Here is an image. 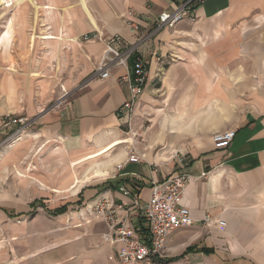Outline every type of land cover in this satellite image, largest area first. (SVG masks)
I'll list each match as a JSON object with an SVG mask.
<instances>
[{
  "label": "crops",
  "instance_id": "1",
  "mask_svg": "<svg viewBox=\"0 0 264 264\" xmlns=\"http://www.w3.org/2000/svg\"><path fill=\"white\" fill-rule=\"evenodd\" d=\"M180 1L83 0V7L82 0H66V39L75 36L74 42L84 49L82 82L69 94L55 97L51 108L39 109L32 137L41 145L55 144L70 163L123 138L124 121L119 120L118 111L127 95L120 81L124 70L114 69L105 80L91 78L103 45L80 41L96 31L119 35L125 45L135 47L134 57L140 56L147 69V84L133 112L141 143L133 139L132 145L144 163H127L128 154L117 146L99 161L112 167L120 163L117 171L111 169L103 180H79L82 185L75 190L73 169L72 201L54 209L45 208L41 200L30 204L41 206L48 215L47 211L63 206L66 212L49 215L54 220L49 228L28 243L13 245L15 251L3 257V263L120 264L109 260L115 247L101 241L104 224L95 219L84 223L77 213L64 217L68 207L74 204L80 209L101 194L129 204L134 185L140 187L135 194L139 201H146L151 185L177 169L180 158L173 155L178 153L183 156L184 172L191 177L180 205L191 211L195 224L168 237L157 264H264V59L247 58L250 34L262 28L248 25L247 20L263 17L264 0H205L196 7L193 22L157 31V16ZM130 23L137 27L136 36L129 33ZM138 39L142 41L137 43ZM234 63L239 75L233 79L228 67ZM251 64L259 66L256 78L246 69ZM51 98L42 97L39 104ZM144 115L152 119L149 126L140 128ZM225 130H234L235 136L227 149L216 150L212 135ZM10 131L0 128V134ZM153 166L159 167L160 174L153 172ZM202 173H207L205 178ZM122 186L130 197L119 193ZM0 211L14 219L25 216ZM207 214L225 226L204 227L202 219ZM129 217L137 232L145 233L146 224L138 212L130 210Z\"/></svg>",
  "mask_w": 264,
  "mask_h": 264
},
{
  "label": "rangeland",
  "instance_id": "2",
  "mask_svg": "<svg viewBox=\"0 0 264 264\" xmlns=\"http://www.w3.org/2000/svg\"><path fill=\"white\" fill-rule=\"evenodd\" d=\"M17 1L0 0V123L2 116L7 114L33 123L24 128L22 140L15 145L10 146L8 142L21 132V124L15 125L10 132L0 134V208L12 215L25 213V216L14 219L0 211V264H5L3 257L15 251L13 245L28 243L54 221L41 206H30L34 200H41L47 209L72 201L69 192L73 177L71 160L55 144L45 142L46 146L41 145L32 133L39 109L45 111L51 108L55 97L69 94L68 91L79 86L82 82L79 77L83 72V45L68 41L75 36L70 35L66 39L65 35L66 0ZM262 16L247 20L248 25L262 27L258 30L261 32L250 34L252 48L247 58L264 59V13ZM51 32L61 41L49 43L40 39ZM256 46L258 49H255ZM235 64L231 69L228 67V75L233 79L239 75V67ZM246 69L250 77H257V64H251ZM47 95H52V100H44L40 105L41 98ZM158 96L159 93L155 98ZM151 119V115L140 117V128L149 126ZM135 125L136 121L122 124L121 140L130 141L117 148L127 153V158L132 144L135 145L134 140L141 143V136L137 134L140 130ZM119 164L115 168L113 166L114 172ZM94 166L76 167L75 176L80 181H87L86 175L93 171ZM80 209L76 210L73 204L64 217H73L75 213L79 216Z\"/></svg>",
  "mask_w": 264,
  "mask_h": 264
},
{
  "label": "built area",
  "instance_id": "3",
  "mask_svg": "<svg viewBox=\"0 0 264 264\" xmlns=\"http://www.w3.org/2000/svg\"><path fill=\"white\" fill-rule=\"evenodd\" d=\"M205 0H181L171 10L161 12L156 19L157 31L163 28H173L183 21L193 22L195 9L204 3ZM131 15V13H129ZM136 25L129 24L131 36L137 35ZM80 41L100 42L103 50L98 63L94 67L91 78L105 80L110 77L111 72L116 69H123L124 74L120 81L127 87L125 102L118 111L119 120L123 124H130L133 121V112L137 101L144 92L147 84V69L144 60L140 56L134 57V46H127L119 35L105 36L100 32H93L80 37ZM142 39H138L140 43ZM132 65L129 66L130 60ZM33 123L26 119L14 117H3L1 129L9 131L17 124L22 125L21 131ZM20 132V131H19ZM17 134V133H16ZM235 136L234 130H225L212 135V142L216 150L227 149ZM173 158H180L176 161L177 169L169 176H162V179L151 185L149 197L146 201H139L137 190L129 204L116 203L104 194L98 195L90 203L79 210V217L84 223L89 220H98L105 226V232L101 235V241L105 245L115 247L114 255L109 257L110 261L120 264H157L163 257L165 244L168 237L181 228L191 227L195 224L191 211L180 205V200L191 177L183 170L182 158L174 153ZM127 163H143L141 157L136 153L134 146L130 148ZM153 172L158 174L159 167L153 166ZM160 174V173H159ZM207 173H202L205 178ZM118 191L124 197H130V191L125 187H119ZM130 210L138 212L140 218L146 224L145 233H139L130 224ZM204 227L212 225L225 226L223 221L214 219L209 214L202 219Z\"/></svg>",
  "mask_w": 264,
  "mask_h": 264
},
{
  "label": "bare ground",
  "instance_id": "4",
  "mask_svg": "<svg viewBox=\"0 0 264 264\" xmlns=\"http://www.w3.org/2000/svg\"><path fill=\"white\" fill-rule=\"evenodd\" d=\"M20 1L21 0L17 1V3L20 2ZM82 4H83V7H84L83 0H82ZM48 10H50V8H48ZM91 19H93V18H91ZM40 39H43V40H45L47 42L61 41L58 37H56V36H54L52 34L42 35L40 37ZM68 41L74 42L75 40H69L68 39ZM33 44H34V37H33ZM24 133L25 132H22V131L19 132L15 137H13L10 140V142H8L9 145L11 146V145H15V144L19 143V141L22 140V136H23ZM26 137H28V136H26ZM129 141L128 140H116V141H113V142L109 143L108 145H106L105 147H102L97 152L90 153V154H88V155H86V156H84L82 158L77 159L76 161L70 163V165H71L72 169H75L76 167L84 166V165H87V164H95L96 168L89 174L90 177L86 175L87 176L86 179L93 178V179L103 180L104 178H106V177H108L110 175L111 169H113V167H112V163H109V162L105 163V164L99 163L100 159H102L103 157L107 156L117 146H119V145H121L123 143L127 144ZM80 184H81V182L79 181V179L78 178H74V183L72 185V190H75Z\"/></svg>",
  "mask_w": 264,
  "mask_h": 264
},
{
  "label": "trees",
  "instance_id": "5",
  "mask_svg": "<svg viewBox=\"0 0 264 264\" xmlns=\"http://www.w3.org/2000/svg\"><path fill=\"white\" fill-rule=\"evenodd\" d=\"M135 186V190H137L138 191V189L137 188H140L138 185H134ZM48 213H49V215H51V216H58V215H61V214H63V213H65L66 212V207H61V208H58V209H56V210H53V211H47Z\"/></svg>",
  "mask_w": 264,
  "mask_h": 264
}]
</instances>
